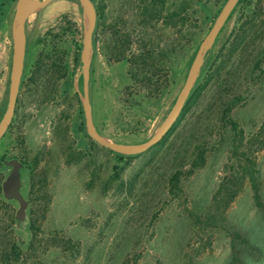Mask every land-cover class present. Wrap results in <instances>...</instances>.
Here are the masks:
<instances>
[{
	"label": "rangeland",
	"instance_id": "1",
	"mask_svg": "<svg viewBox=\"0 0 264 264\" xmlns=\"http://www.w3.org/2000/svg\"><path fill=\"white\" fill-rule=\"evenodd\" d=\"M106 3L107 23L97 29L99 39L89 72L93 122L105 139L139 144L165 122L184 86L188 68L175 77L170 73L167 89L156 99H142L131 106L123 93L128 85L127 65L106 61L102 33L111 34L112 27L130 30L138 10H132L125 0ZM16 4H6L2 17L0 10V121L7 107ZM218 8L213 1L209 15L197 8L198 45L219 15ZM63 14L67 18L60 21ZM66 26L70 30L66 31ZM50 31L53 39L63 40L71 71L75 45H82L84 36L78 0H51L30 14L25 25L23 71L29 70L50 42ZM214 44L212 58L219 56V76L203 89L163 147L129 159L117 177L112 172L114 155L90 143L83 110L84 129H79L82 119L76 96L82 109L81 60L72 79L68 75L59 82V92L64 91L60 96L44 100L30 96L26 89L18 94L16 121L0 144V158H41L37 170H46L45 188L50 198L40 220L41 237L45 241L57 233L77 243L79 249L74 258L69 251H48L43 264H264V215L255 206L249 180L240 185L235 182L240 174L236 153L241 148L234 150L236 132L221 119L227 102L234 100L228 116L237 130H242V148L255 160L264 203V69L255 70L254 66L264 48V0H243ZM251 71L254 75L250 79ZM198 142L206 148L205 164L191 176L183 175L182 193L173 199L167 192L168 177L182 163L187 170V157ZM70 143L72 151L81 153L82 158L68 164L65 152ZM88 148L93 149L92 157L86 153ZM7 172L0 171L3 176ZM25 175L22 170L24 182ZM21 191L27 194L25 185ZM42 204L38 200L34 207L38 216ZM30 209L28 206L27 211ZM18 232L22 239L28 236Z\"/></svg>",
	"mask_w": 264,
	"mask_h": 264
},
{
	"label": "trees",
	"instance_id": "2",
	"mask_svg": "<svg viewBox=\"0 0 264 264\" xmlns=\"http://www.w3.org/2000/svg\"><path fill=\"white\" fill-rule=\"evenodd\" d=\"M107 0H91L96 12V31L93 39V51L96 49L99 35L97 29L104 28L107 23L106 10ZM126 3L132 6V10H138L136 19L132 24L130 30H118L112 27L111 34L102 33L103 39V54L108 63L125 62L127 65L126 76L128 85L124 88L123 93L126 95L128 102L131 106L137 105L142 99L151 100L156 99L168 87L170 73L175 77L180 72L189 69V66L196 54L199 47L197 44L199 28L198 19L196 17L197 8L209 15V5L213 1L219 4L216 10V15L219 14L227 0H125ZM243 0H239L228 20L232 16L235 9ZM17 0H0L1 17L4 15L3 10L6 4H15ZM67 15L63 14L59 20H66ZM227 20V21H228ZM226 21V22H227ZM162 24V28L157 29L158 24ZM75 25V24H73ZM64 29L70 30L68 26ZM223 29V28H222ZM169 30L166 34L165 31ZM222 31V30H221ZM220 31V32H221ZM80 33V32H79ZM50 42L44 45V48L38 53L33 65L26 72L23 71L19 92L26 89L30 96L38 95L43 97L44 100L54 99L60 96L63 92H59V82L65 81L69 75L72 79L73 74L77 68L80 67V51L82 45L77 42L75 45L76 52L72 61V69L69 70L67 63V52L64 48L63 40L59 38L53 39L51 31ZM81 34V33H80ZM220 34V33H219ZM218 34V36H219ZM217 36V38H218ZM166 38V41H164ZM216 38V40H217ZM215 40V41H216ZM200 44V43H199ZM212 48L207 52L203 65L200 69L199 75L190 91V94L185 101L179 117L162 139L155 144L153 148L163 147L173 136V134L180 127L182 122L186 119L191 108L196 104L203 89L206 88L208 83L220 74L219 56L217 59L212 58ZM255 70L264 69V48L259 57L255 61ZM167 74V75H166ZM254 71L249 73V78H253ZM175 79L171 80V83ZM81 82V77L79 78ZM76 101L79 106L81 114V126L79 129H84V120L82 117V109L80 100L76 96ZM19 102V95L13 119L8 126L7 131L0 140V144L7 137L14 122L16 121V109ZM235 105L234 100L227 102L226 108L223 110L221 119L232 127L236 132L233 139V148L240 152L238 156V163L240 168L239 177L236 178V184H242L243 180L248 179L251 183L253 191V199L255 206L264 215V203L261 201L260 184L255 170V160L247 150L242 148L243 134L242 130H237L236 123L229 118V113ZM5 106L1 111L3 114ZM67 131V126H65ZM98 131V129H97ZM99 132V131H98ZM100 134V133H99ZM90 143L94 146H99L92 139ZM122 143L123 142H116ZM73 144L66 146V155L70 161H79L81 153H75L72 150ZM116 159L113 164V173L115 177L119 176V172L123 170L125 163L131 159L136 158L138 155H123L112 152ZM89 157L93 156V149L88 148L87 152ZM16 158L24 164L23 172L26 173L24 182L27 194L24 196L28 201L29 212L27 216L29 220V235L24 239L20 233L14 228V209L13 202H7L2 198L1 182L4 178L0 173V264H43V256L48 251H55L60 249L69 251L70 256L76 257L79 253L78 244L73 242L70 238H65L55 233L52 234L45 241L41 237L40 220L44 218V213L50 202L49 195L45 188L47 180V173L45 169L38 171L41 158L35 156L32 161H27L24 157L20 156H2V159ZM206 161V148L204 143H196L191 148L187 157V170H184L183 164L175 168L171 172L167 180V192L173 199L180 197L182 193L181 180L183 175L191 176L195 170L201 168ZM2 170H5L3 168ZM1 171V170H0ZM240 187V186H239ZM44 188V189H43ZM239 191V188L236 190ZM234 192L235 194L237 192ZM42 194L38 196L37 193ZM233 196H230L232 198ZM38 200H41L42 208L41 215L38 216L34 210ZM41 217V218H40ZM73 253H75L73 255Z\"/></svg>",
	"mask_w": 264,
	"mask_h": 264
},
{
	"label": "water",
	"instance_id": "3",
	"mask_svg": "<svg viewBox=\"0 0 264 264\" xmlns=\"http://www.w3.org/2000/svg\"><path fill=\"white\" fill-rule=\"evenodd\" d=\"M50 1L51 0H27L22 4H16L11 24L12 68L7 97V107L3 119L0 121V140L7 131L15 112L19 86L24 68L26 50V21L34 9L37 7L41 8ZM238 1L239 0H227L208 33L200 42L196 54L189 66L184 86L160 129L145 142L139 144H122L103 138L97 131L93 122L92 107L89 99V72L93 55V39L96 31V12L91 0H78L84 21V36L80 56L82 64L81 105L88 136L99 146L123 155H138L146 152L157 144L179 117L182 107L199 75L207 52L212 48L218 34L222 30ZM3 168L7 169L8 172L1 182L2 198L7 202H13L17 206L14 213L15 230L29 235L30 232L27 227V210L29 205L21 191L24 187V181L21 178V171L24 168V164L16 158L2 159L0 160V170Z\"/></svg>",
	"mask_w": 264,
	"mask_h": 264
},
{
	"label": "bare ground",
	"instance_id": "4",
	"mask_svg": "<svg viewBox=\"0 0 264 264\" xmlns=\"http://www.w3.org/2000/svg\"><path fill=\"white\" fill-rule=\"evenodd\" d=\"M25 1H27V0H18L17 1V5L22 4ZM38 9H39V7H37L36 9H34L31 14L35 13Z\"/></svg>",
	"mask_w": 264,
	"mask_h": 264
}]
</instances>
